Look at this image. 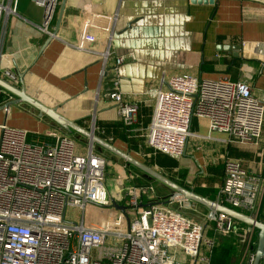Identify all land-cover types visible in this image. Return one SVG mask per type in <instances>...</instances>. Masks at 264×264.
<instances>
[{
    "label": "built area",
    "instance_id": "1",
    "mask_svg": "<svg viewBox=\"0 0 264 264\" xmlns=\"http://www.w3.org/2000/svg\"><path fill=\"white\" fill-rule=\"evenodd\" d=\"M33 1L43 8L40 28L50 38L57 37L52 24L60 0ZM16 3L0 0V44ZM87 29L83 43L97 39ZM77 47L86 49L82 44ZM123 61L124 57L117 58L107 96L116 104L121 121L131 126L140 106L121 89L118 66ZM5 93L1 88L0 94ZM0 108L9 110L1 101ZM195 117L204 119L211 133L228 135L230 143L258 145L264 135V92L257 95L248 81L226 76L209 79L173 73L167 87L156 92L145 131L147 145L183 157L195 135ZM53 134V143H33L28 130L0 123V264H211L219 238L232 235L240 240L224 247L231 255L241 247L239 264L254 263L255 227L218 211L205 212L203 221L194 220L171 208L154 185L137 183L140 175L128 174L126 167V172H118L111 191L106 185L112 165L108 158L94 147L83 154L76 139ZM224 173L217 203L260 219L262 177L230 156L224 157ZM173 199L184 201L176 195ZM68 207L80 210L81 219L70 218Z\"/></svg>",
    "mask_w": 264,
    "mask_h": 264
},
{
    "label": "crops",
    "instance_id": "2",
    "mask_svg": "<svg viewBox=\"0 0 264 264\" xmlns=\"http://www.w3.org/2000/svg\"><path fill=\"white\" fill-rule=\"evenodd\" d=\"M61 2L52 24L54 32ZM42 21V7L33 0H17L0 44V77L18 89L25 88L30 96L57 108L81 126L94 127L99 135L104 132L101 126L121 122L116 104L107 95L113 86L117 58L124 57L118 66L120 86L140 106L135 123L126 125L124 132H128V139L144 137L145 145L135 151L129 143L117 139L118 148L144 159L150 157L144 149L150 148L145 131L151 122L156 92L167 87L171 74L190 73L209 79L226 76L232 81H248L257 95L264 92V0H218L215 4L190 0H68L57 37L51 40L40 28ZM86 26L95 34V41L82 42ZM80 44L86 49L78 48ZM4 90L7 93L0 94V101L6 105L16 96ZM8 109L4 112L0 108V123L7 121L12 127L28 130L30 142L53 143V133L69 135L27 103ZM192 132L195 135L188 140L185 155L178 159L179 168L170 171L178 180L180 170H187L188 189L197 190L202 178L201 186L208 188L207 180H211L206 197L217 202L226 156L240 159L264 180V135L258 145L230 143L228 135L211 133L206 121L197 117ZM83 139L86 153L79 149L87 154L91 146ZM109 140L115 139L109 136ZM111 161L108 169H114L116 179L124 167L128 174L136 173L120 159ZM139 180L141 176L136 182ZM184 202L188 208L193 206L194 212H202L198 218L186 215L203 221L202 215L209 210ZM223 239L219 238L217 253L224 249Z\"/></svg>",
    "mask_w": 264,
    "mask_h": 264
},
{
    "label": "water",
    "instance_id": "3",
    "mask_svg": "<svg viewBox=\"0 0 264 264\" xmlns=\"http://www.w3.org/2000/svg\"><path fill=\"white\" fill-rule=\"evenodd\" d=\"M67 1L68 0H62L61 2L58 19H57V28L55 30L56 34L58 33L59 28L62 24ZM216 1L218 0H190L191 3H195V4H203V3L215 4ZM51 39L52 38H50V40ZM9 73L10 71H7V74ZM0 87L6 89L14 96H16V99L8 102L5 105L6 107H10L11 105H16L19 103H27L30 106L37 109L39 111L40 116H48L53 121H55L60 127L66 130L68 133L70 134L76 133L87 139L90 143L91 148L94 147L95 145L101 147L112 156L122 160L123 162L137 169L138 171L150 176L159 184L164 185L169 189L173 190L177 197L181 198L184 201H187V203L193 202L199 204L207 208L209 211H218L227 214L244 224L255 227L258 230V242L255 253V260L253 264H264V220L262 221L260 219L253 218L250 215L245 214L237 209L217 203L216 201H213L212 199L206 196H202L196 193L194 190L185 188L184 186L178 184L176 181L172 180L170 177L165 175L163 172L159 171L157 168L142 162L141 160L132 156L128 152L118 148L110 141L99 136L95 132L94 127L87 129L81 126L80 124H78L75 120L69 119L66 116L62 115L57 110V108L48 107L47 105L41 103L33 96H30L26 92L25 88L22 87L21 89H18L12 86L9 82H7L5 79L1 77H0ZM116 207L120 209H124L123 206L117 204Z\"/></svg>",
    "mask_w": 264,
    "mask_h": 264
},
{
    "label": "trees",
    "instance_id": "4",
    "mask_svg": "<svg viewBox=\"0 0 264 264\" xmlns=\"http://www.w3.org/2000/svg\"><path fill=\"white\" fill-rule=\"evenodd\" d=\"M1 88V87H0ZM149 122V119L144 121L145 126H147V124ZM129 127V126H128ZM102 130L104 131L102 134H99L102 138L107 139L108 141L112 142L114 145H116L118 147V142L117 139H122L124 142L129 143V146L132 150H139V147L141 145H145V139L143 138H137V137H130V139H128V132L126 131V133L124 132L126 130V125L124 124L123 121L117 123V124H111V125H106V126H101ZM122 130V131H120ZM123 132V133H122ZM69 135L71 137H73L74 139H76V141H84L83 137L76 134V133H72ZM109 136L114 137V141L109 140ZM145 152L146 154L149 153L150 157L148 159H144L138 155H136L135 153L123 149L126 152H129L132 156L138 158L139 160H141L142 162L151 165L153 167H158L163 173H165L166 175H168L172 180L176 181L178 184L189 188V185H187L185 183V178L188 174L187 170L185 169H181L180 173H179V179L177 180L176 177H172L170 174V171L175 169V168H179L180 166V162L178 160V158L175 157H171L166 153L160 152V151H155L152 148H147L144 146ZM96 151L98 154H101L103 156H105L106 158L113 160V161H118V159L114 156H110L108 152H106L104 149H102L99 146H96ZM149 160V161H148ZM129 170L136 172L138 174H140L141 176V180H139V184H152L157 188V192L158 195L161 199L166 198L167 195H165L163 193V189H169L168 187L164 186V185H160L157 181H155L153 178H151L150 176L138 171L137 169L131 167L130 165H128ZM204 178L200 179L199 182V187L197 190H195L197 193L206 196L207 194H209V192L211 191L212 188V181L211 180H207L208 185L210 187L208 188H203L201 186V182ZM172 191V190H171ZM260 220H264V200H263V206H262V213L260 216ZM239 253L236 252V254L233 253V255L230 254V251L228 249H226V247H224L223 251L220 253H217L214 255V257H212L211 259V264H239L240 260H241V253H240V249Z\"/></svg>",
    "mask_w": 264,
    "mask_h": 264
},
{
    "label": "rangeland",
    "instance_id": "5",
    "mask_svg": "<svg viewBox=\"0 0 264 264\" xmlns=\"http://www.w3.org/2000/svg\"><path fill=\"white\" fill-rule=\"evenodd\" d=\"M78 144H79V147H80L81 151H83V153H86L87 144L86 143H81V141H79ZM109 161L113 164V162L110 159H109ZM257 161H258V159H257ZM113 170H114L113 168H109L108 172H107V176H106V185H107L108 189L111 190V191L114 190L115 183H116V178L114 177ZM163 193L165 195H167L166 198H163V200L167 201V204H169V206L171 208L173 207L175 209H179L180 211L183 210V212H185V214L187 213L188 215H190V216H192L194 218H198L199 217V213L202 214V212H200L199 209H195L198 212L197 211L194 212L193 211L194 208L192 209L193 206L188 208V206L186 205V203L184 201H179L177 199L174 200L173 198L175 196V193H174L173 190L171 191V190H168V189H163ZM169 200L170 201L172 200V202H170ZM200 209L203 210V208H200ZM68 215H69V217L71 216V217H73L76 220H80L81 217H82V212L80 210H78V209H72L71 207H68ZM99 216H102V214H100ZM234 239L240 240L238 237L232 235V237L229 238V240L223 239L222 242H224L225 245L226 244H228V245L233 244L234 245V241H233ZM237 249H240V253L242 255L243 250L241 249V247H238V248L236 247L234 254H236V252L239 253V250H237Z\"/></svg>",
    "mask_w": 264,
    "mask_h": 264
}]
</instances>
